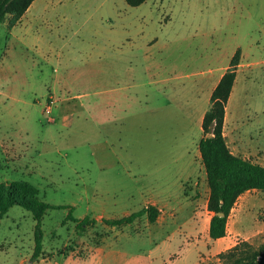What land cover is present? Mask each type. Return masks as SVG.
<instances>
[{"label": "rangeland", "instance_id": "obj_1", "mask_svg": "<svg viewBox=\"0 0 264 264\" xmlns=\"http://www.w3.org/2000/svg\"><path fill=\"white\" fill-rule=\"evenodd\" d=\"M239 48L226 139L249 123L262 136L240 155L264 158V0H35L0 24V182L58 206L38 256L32 213L10 208L0 264H236L264 243L261 190L209 235L202 121ZM148 206L154 222H107Z\"/></svg>", "mask_w": 264, "mask_h": 264}, {"label": "trees", "instance_id": "obj_2", "mask_svg": "<svg viewBox=\"0 0 264 264\" xmlns=\"http://www.w3.org/2000/svg\"><path fill=\"white\" fill-rule=\"evenodd\" d=\"M34 1L0 0V24L7 23L8 29L12 30ZM125 1L129 6L137 7L149 0ZM241 54L239 48L214 88L210 97V108L205 112L202 121L204 135L199 142V151L210 189L208 209L212 212V217L209 235L213 240L226 236L232 209L242 194L251 190L264 191V166L234 155L224 134L226 107L241 64ZM14 206H21L30 211L36 221L35 256H38L43 245V218L48 209L58 206L40 199L38 189L27 181L0 182V218ZM144 215H148L154 222L159 212L155 206H148L122 219L107 222L112 225L132 223ZM88 220L87 218L85 221ZM236 251L245 254L236 264H264V243L255 249L248 242H242L235 246L231 253Z\"/></svg>", "mask_w": 264, "mask_h": 264}, {"label": "crops", "instance_id": "obj_3", "mask_svg": "<svg viewBox=\"0 0 264 264\" xmlns=\"http://www.w3.org/2000/svg\"><path fill=\"white\" fill-rule=\"evenodd\" d=\"M25 14H24V16H25ZM223 74L221 75V77L223 76ZM221 77L219 78V81H220ZM218 82L216 83V85L218 84ZM235 83H236V80H235ZM235 83H234V86H235ZM216 85H215V87H216ZM234 86H233V89H234ZM233 89H232V92H233ZM232 92H231V95H232ZM231 95H230V97H231ZM227 120H228V110L226 107V118H225V127H224V134H225L226 138H227V134H226L225 130H226V126H227L226 125ZM261 136L262 135H261L260 129L253 128L252 126H250L249 123H243L242 125H238V126L231 128L230 136H229L231 144L229 143V140L226 139V141H227V144H228L231 152L234 155L240 156L242 158H245V159L252 161L253 163H257V164L264 166V158L259 156V155L254 159H251L249 157L246 158V156L240 155L241 152H245V151L250 150L251 146H253L255 148V146L252 144V142L250 140V137L253 140H254V138H256V140H258L259 138H261ZM256 150L264 151V148H256Z\"/></svg>", "mask_w": 264, "mask_h": 264}, {"label": "water", "instance_id": "obj_4", "mask_svg": "<svg viewBox=\"0 0 264 264\" xmlns=\"http://www.w3.org/2000/svg\"><path fill=\"white\" fill-rule=\"evenodd\" d=\"M208 136H211V135H208Z\"/></svg>", "mask_w": 264, "mask_h": 264}]
</instances>
